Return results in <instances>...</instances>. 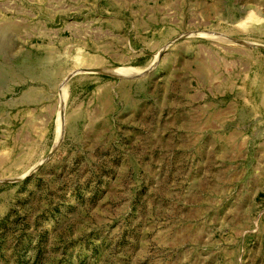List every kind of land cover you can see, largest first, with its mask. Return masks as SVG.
I'll return each mask as SVG.
<instances>
[{"label": "rangeland", "instance_id": "rangeland-1", "mask_svg": "<svg viewBox=\"0 0 264 264\" xmlns=\"http://www.w3.org/2000/svg\"><path fill=\"white\" fill-rule=\"evenodd\" d=\"M0 264H264V0H0Z\"/></svg>", "mask_w": 264, "mask_h": 264}, {"label": "bare ground", "instance_id": "bare-ground-1", "mask_svg": "<svg viewBox=\"0 0 264 264\" xmlns=\"http://www.w3.org/2000/svg\"><path fill=\"white\" fill-rule=\"evenodd\" d=\"M109 70H110V69H109ZM109 70H108V71H109ZM106 71H107V70H106ZM108 71H107V73H108ZM124 72H127V71H125V70H123V71H122V70H112V71H111V70H110V73H113V74L124 73Z\"/></svg>", "mask_w": 264, "mask_h": 264}]
</instances>
